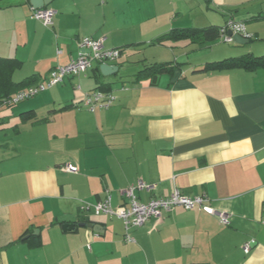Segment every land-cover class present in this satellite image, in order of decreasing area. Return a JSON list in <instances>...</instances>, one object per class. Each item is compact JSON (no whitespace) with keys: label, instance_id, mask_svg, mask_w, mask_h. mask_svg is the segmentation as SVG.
Listing matches in <instances>:
<instances>
[{"label":"crops","instance_id":"obj_1","mask_svg":"<svg viewBox=\"0 0 264 264\" xmlns=\"http://www.w3.org/2000/svg\"><path fill=\"white\" fill-rule=\"evenodd\" d=\"M117 1L53 0L46 7L56 12L51 26L31 18L29 0L11 8L17 32L0 46V58L18 62L14 83H46L78 57L83 38L122 53L109 64L117 75L104 76L96 63L12 111L0 103V264H264V68L203 71L231 57L207 59L199 49L209 43L158 42L186 29L179 17L171 10L149 17L141 8L124 17ZM225 14L208 13L206 25L195 28L264 19ZM161 64L173 72L156 84L149 73L138 75ZM95 90L113 94V105L79 108ZM28 113L35 119L26 121ZM67 164L79 172L63 171ZM139 182L150 187L136 191L141 203L175 190L207 196L230 224L177 207L133 229L128 243L122 220L82 210L107 192L117 209L127 203L123 191Z\"/></svg>","mask_w":264,"mask_h":264},{"label":"built area","instance_id":"obj_2","mask_svg":"<svg viewBox=\"0 0 264 264\" xmlns=\"http://www.w3.org/2000/svg\"><path fill=\"white\" fill-rule=\"evenodd\" d=\"M56 14L51 9H33L31 18L42 22L45 26L53 25V18ZM222 40L227 43H234L229 32L233 34L244 36L247 39H252L243 23L237 22L233 19L229 20L224 27L221 28ZM121 57L119 49H108L104 46L103 39L83 38L79 42V54L75 60L69 64L59 66L52 70L48 80L44 84L31 87L25 91L18 93L11 101L7 102L10 105H16L26 100H30L55 86L64 83L67 77L80 76L89 72L94 64H112L117 62ZM116 98L111 93L101 91H93L86 94L82 103L78 106L81 109H86L90 112L99 110H108ZM62 170L70 173H78L77 166L67 164L62 167ZM142 189H150L142 182L136 186L130 187L123 191V195L127 198V203L118 207H112V199L109 192L106 198L95 204H84L82 210L89 212L93 211L96 215H107L116 217L122 220L125 228V241L128 243L134 242L130 235L133 229L144 226L150 218H160L162 214L171 212L174 208H184L186 210H201L218 217L221 224L228 226L230 224V217L225 213H220L211 208L209 205V198L207 196L189 197L181 194L179 190H175L169 198L153 199L148 203H141L136 197V191ZM256 244L255 240H251L244 244L243 251L245 254H250L253 246Z\"/></svg>","mask_w":264,"mask_h":264},{"label":"rangeland","instance_id":"obj_3","mask_svg":"<svg viewBox=\"0 0 264 264\" xmlns=\"http://www.w3.org/2000/svg\"><path fill=\"white\" fill-rule=\"evenodd\" d=\"M21 0H9L0 5V29H4V35L0 34V46H7L12 35L16 34V27H14L13 21V9ZM117 4L120 5L121 9L124 8V17L127 16L128 11H132V8L143 9L148 13L149 17L153 10L157 11V14L161 16V12L170 13L179 17L178 21H182V27L195 28L206 25L208 21V13L217 14L219 18H224L225 13L238 14L239 16L246 17L249 13L253 15H264V0H118ZM209 7V9H208ZM13 8V9H11ZM249 17V16H247ZM246 31H251L253 33L254 29H258L254 32L253 39L245 47L244 52H238L239 46L235 43L224 42L221 38L209 45H204L199 50H203L202 54L204 56H211L214 59L216 55L225 56L226 58L235 57L243 55L246 53L250 55L253 53L256 57H261L264 55V19L261 20H250V22L245 24ZM247 33L251 35V32ZM7 44H4V43ZM244 54V55H246ZM213 56V57H212ZM221 58V57H220ZM224 59V58H223ZM123 70H121V73ZM23 74L20 72L16 74L15 79L18 80ZM43 94V93H42ZM29 101V100H28ZM28 101H25L28 102ZM24 104V102H22ZM21 103V104H22ZM19 106V104H17ZM17 105L13 107H7V110L12 111Z\"/></svg>","mask_w":264,"mask_h":264},{"label":"trees","instance_id":"obj_4","mask_svg":"<svg viewBox=\"0 0 264 264\" xmlns=\"http://www.w3.org/2000/svg\"><path fill=\"white\" fill-rule=\"evenodd\" d=\"M9 0H0V5ZM221 28L219 27H207V28H186V29H174L170 31L167 35L161 37L158 42L163 41H190L193 44H206L213 43L222 37ZM222 39V38H221ZM253 39V38H252ZM250 39V41L252 40ZM122 53V49H119ZM18 62L14 59H1L0 58V103L7 104V107H12L15 105H10L7 102L11 101L18 93L27 90L30 86L35 85V78H27L21 83H14L12 76L14 71L18 67ZM100 65V64H99ZM173 67L168 64L158 65L156 70H144L138 75L147 72L150 74L148 77L152 84H156L159 77L163 74H170L173 72ZM233 68H244L248 71H256L264 68V55L261 57H255L253 55H245L238 58H229L211 64L203 71H212L214 69H233ZM153 69V68H152ZM74 77V76H72ZM98 91V90H95ZM28 101V100H26ZM25 102V101H24ZM34 114H26V121H31L35 119Z\"/></svg>","mask_w":264,"mask_h":264},{"label":"water","instance_id":"obj_5","mask_svg":"<svg viewBox=\"0 0 264 264\" xmlns=\"http://www.w3.org/2000/svg\"><path fill=\"white\" fill-rule=\"evenodd\" d=\"M33 9H43L48 7L53 0H29ZM229 36L233 38L234 43L238 46H244L248 45L250 43V40L245 38L244 36L233 34L232 32H229ZM120 69L116 66H111L109 64H104L101 66V72L104 76L109 77L113 75H117L119 73ZM81 226L85 227L87 224H82ZM74 225H65L63 226L64 230H73ZM90 228H93L95 231H97L100 227L99 226H93L90 225ZM37 234V232H36Z\"/></svg>","mask_w":264,"mask_h":264}]
</instances>
